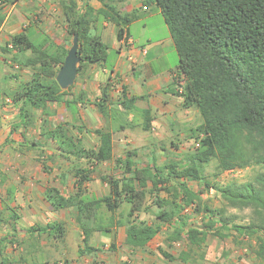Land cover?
<instances>
[{"label":"trees","instance_id":"trees-1","mask_svg":"<svg viewBox=\"0 0 264 264\" xmlns=\"http://www.w3.org/2000/svg\"><path fill=\"white\" fill-rule=\"evenodd\" d=\"M0 3H10V0H0ZM149 4L160 11L174 44L178 58L177 94L183 99L184 108L194 106L199 113L201 123L190 130L196 147L186 156L185 164L174 162L145 168L136 166L137 152L127 150L122 158L115 160L121 177L101 176V181L108 186L107 195L85 200L83 185L90 181L92 170L97 164L113 158L112 135L95 130L99 147L96 151H88L79 140L65 137L58 126L50 137L57 141L61 152L86 159L89 167L74 170L72 194L63 196L58 189L47 187L44 199L55 210L76 209L75 221L82 232L83 243L78 249L79 256L99 251L89 245L94 232L109 235L113 234L112 228L124 227L125 244L133 249H144L159 234L162 225L172 223L174 227L168 241H178L184 233L189 247L198 249L206 242L207 231L193 227L183 231L187 219L182 211L193 205L195 212L208 216L206 228L212 230L214 236L224 239L227 233L222 232L229 230L255 236L254 254L258 264H264V172L259 173L254 182L225 186L212 185L203 174V167L212 160L216 161L218 173L264 167V0H145L142 3L143 6ZM93 13L87 8L79 17L73 1L68 2L65 10L69 34L71 37L78 35L81 49L82 60L77 76L83 65H97L107 59L108 46L100 36L90 35ZM94 14L115 26L119 40L126 35L127 26L141 15L138 11L121 15L111 3H103V8ZM2 21L0 16V26ZM7 45L10 48L4 51L15 52L13 58L16 62L37 70L20 90L21 113L28 118L31 110H44L47 103L62 102L71 87L61 90L55 77L66 51L53 57L37 49L24 32L13 36ZM27 52L31 57H25ZM1 96L0 92V99ZM101 96L102 100L96 106L105 116L106 89H102ZM121 96L123 109L138 111L134 106L135 98H129L125 88H122ZM141 113L145 117L142 129L149 131L150 111ZM188 179L202 183L205 189H215L227 206L251 209L256 222L229 227L230 223L222 212L217 211L216 218L209 207L200 205L197 195L186 185ZM172 180L177 184L171 185ZM162 192L167 194L166 198L160 197ZM148 196L155 199L158 208L154 214L158 221L156 225L136 221L138 214L145 210ZM123 204L129 206L128 211L124 217L115 220L112 216ZM102 208L111 214L109 222L100 217ZM14 217L18 219V216ZM39 230L59 240L66 235L65 228L59 223ZM114 248L112 242L111 249ZM159 252L165 259L175 260L168 253ZM188 257V253L181 252L178 260L186 261Z\"/></svg>","mask_w":264,"mask_h":264},{"label":"rangeland","instance_id":"rangeland-1","mask_svg":"<svg viewBox=\"0 0 264 264\" xmlns=\"http://www.w3.org/2000/svg\"><path fill=\"white\" fill-rule=\"evenodd\" d=\"M40 3V4H39ZM18 7H58L55 0H46V3H42V0H36L35 3L31 0H21ZM1 7H8V3ZM27 13H32L31 10H26ZM51 19L57 20V14L49 12ZM140 29V28H139ZM93 33V32H91ZM110 37V36H109ZM151 39L154 36H149ZM156 38V37H155ZM114 39L111 37L107 42L111 47L114 43ZM57 47L56 44H54ZM116 54L113 50H108V56L105 61V68L110 70L114 64ZM14 61V60H13ZM168 63L175 66L177 59L175 56H168ZM17 64V63H16ZM10 65L15 68L14 63L10 62ZM20 65V64H19ZM91 65L82 67L80 75L76 77L74 84L64 98H72L73 102L77 101V94L80 91V87L84 86L88 81L98 79V69L102 67L96 65L97 70H90ZM20 70V68H15ZM30 70V69H29ZM34 71V69L32 68ZM31 70V71H32ZM30 71V72H31ZM97 83V82H96ZM93 86V84L90 83ZM87 86V85H86ZM88 87V86H87ZM89 96L94 99L95 92L90 90ZM87 99V95L85 94ZM9 100L13 97L9 95ZM63 98V100H64ZM70 101V100H69ZM89 101V99H88ZM72 102V103H73ZM54 104V103H50ZM61 105L60 111L49 112L45 114L44 110H31L30 121L28 122V128L30 132L26 135L18 128H14L20 125L22 121H19L22 113L16 110L13 113L16 124L7 125L12 127L11 132L15 134L23 133L24 141L23 145L19 143L15 144L14 152L1 157L0 165L5 169L10 170L11 167L16 164L14 162V155L22 153V155H32V164L35 167L47 166L48 161L45 159V145L42 143L43 133L45 131L53 130L54 127L61 126L69 136L74 137L76 133L77 124L69 118L72 112L68 110V105ZM68 108L63 111L62 109ZM73 108V104L70 105ZM72 110V109H71ZM121 122L125 121V116L120 117ZM137 119L132 121L131 128L128 133L131 136V143L127 144L124 151L136 149L137 158L136 166L139 168L152 167L153 165L162 166L174 162H181L185 164L186 156L194 149V140L191 138L190 130L197 127L201 120L200 118L193 119L187 123L173 124L171 129L165 131L162 136H158L156 129V135H152L154 132L143 131L142 126L137 124ZM20 131V132H19ZM26 141V142H25ZM35 144V146H32ZM4 148V147H3ZM123 151V152H124ZM1 152V151H0ZM120 147H115V153L113 158L105 163L97 165L90 175V181L83 185V198L85 200H91L92 198H99L107 195L108 186L101 181L100 176L105 175L108 177H121V170L117 167L115 160L118 157H123L124 153H121ZM14 154V155H13ZM64 155V156H63ZM61 191L64 195H69L74 192L72 174L77 168H88V161L86 159H78L75 156L61 153ZM54 164L53 161L50 162ZM15 166V165H14ZM90 169V168H89ZM264 172V167L252 166L242 170L229 171L224 173H218L216 169V161L212 160L209 164L203 167V174L207 181L212 185L225 186L229 183L244 184L248 182H254L259 173ZM11 172H7L9 174ZM2 175H0L1 177ZM6 179V178H5ZM171 185L176 182L172 180ZM179 183V182H178ZM177 184V183H176ZM180 184V183H179ZM186 185L197 195V201L201 206L209 207L213 214L218 218L217 211L222 212V216L225 217L229 224L246 226L250 223L256 222V216L249 208L236 209L227 206L221 199L220 195L215 189H205L202 183L192 181L188 179ZM35 186V185H34ZM33 186V187H34ZM34 193L38 191L37 188H29ZM17 189V194H14L13 202L9 201L5 188L0 184V218L2 223L0 224V264H258V260L255 257L254 250L256 249V238L250 235H240L234 230H229L227 236L224 239H220L213 235L212 230H207L206 224L208 222V216L204 213H198L194 211V206L186 208L182 211V215L186 217L187 228L205 229L208 233L206 242L200 248H190L188 240L183 233L182 238L175 242H169L168 238L172 234L174 224L162 225L159 234L146 246L144 249H133L125 244L124 227L112 228L113 234L102 235L99 232H94L89 239V245L96 247L99 251L91 254L78 255V249L83 247L82 232L79 229L75 217L76 209L55 210L48 203L33 204L30 199H27L25 191ZM160 197H167V194L162 192ZM129 206L123 204L122 207L112 216L115 220L124 217L128 211ZM158 208L155 204V199L148 196L146 201L145 210L138 214L136 221H145L148 224L156 225L154 214ZM14 213V214H13ZM42 213L43 216H40ZM100 217L103 221L109 222L111 214L106 211L105 208L100 210ZM14 215L18 219H14ZM13 216V219H11ZM61 224L65 230L66 235L63 239H55L47 236L46 233H40L39 229H43L46 225ZM54 236V233L51 234ZM114 243L115 248L111 249V243ZM159 251H163L174 257L175 260L169 261L165 259ZM181 252H186L189 257L186 261L178 260Z\"/></svg>","mask_w":264,"mask_h":264},{"label":"crops","instance_id":"crops-1","mask_svg":"<svg viewBox=\"0 0 264 264\" xmlns=\"http://www.w3.org/2000/svg\"><path fill=\"white\" fill-rule=\"evenodd\" d=\"M55 1L58 7H42V5H39L40 7H18L21 0H10L8 7L0 6V16L3 17L0 26L1 157L14 152L15 144L19 143V145H23L22 142L25 137L22 134L26 135L30 132L28 122L31 118L30 116L26 118L24 114L19 118V121H22L20 122L21 124L14 127L23 133H19V135L15 134L13 131L11 132V125L8 127L7 125L17 123L12 112L15 109L20 112L22 111L23 102L20 99V90L37 72L36 69L33 71L31 67H25L20 62H16L13 58L15 52H5L4 49L8 50L10 48L7 44L13 36L24 32L37 49L45 51L53 57L65 51L67 53L73 39L69 34V22L65 16V10L69 1L75 3L79 17L85 14L87 8H91L94 13L102 9L103 3H111L121 15H129L133 11H138L141 15L127 26L125 29L126 35H124L122 40H119L116 36L115 26L93 13L90 35L100 36L101 41L106 45L109 38L112 37L115 40L114 43L111 47L107 46L108 50L111 49L115 52L116 58L110 70L105 68V62L97 64L102 67V69H98V79L96 81L91 79L84 86L80 87V91L76 95L77 101L73 102L71 101L73 99L69 97L64 98L62 102L47 103L43 111L45 114L51 111H60L61 105L57 106V104L66 106L65 102L70 103L67 106L69 109L65 107L62 110L68 109L72 112V115L67 119L71 118L77 124V131L74 137L69 136L63 131L65 137H71L74 141L79 140L82 147L88 151H96L99 147V137L94 131L100 129L111 133L113 153H115V147H120L121 153L125 154V147L131 143V136L128 133L131 128L130 125H132L134 119H137V124L142 126L145 117L141 112L144 110L150 111L151 115L150 130L146 132H154L152 133L154 136L157 129V137H161L165 131L170 130L173 124L187 123L193 119L200 118L194 106L183 107V99L177 94L178 90L175 87L177 64L172 66L167 61L168 56L173 54L178 62L177 54L163 17L153 4L143 6L142 3L145 0ZM31 2L35 3L36 0H31ZM42 3L44 5L46 0H42ZM25 9L31 10L32 13H26ZM49 12L57 14V20L51 19ZM151 34L154 36L153 39L149 37ZM26 56L31 57L30 52H27ZM10 62L14 63L15 68L19 67L20 70L13 68ZM90 70H97L96 65H91ZM122 88H125L129 98H135L134 106L138 110L137 112L121 107ZM102 89H106L108 94L105 103L107 107V114L105 116L99 112L96 106V103L102 100ZM90 90L96 94L94 99L89 96ZM85 94L87 95V99ZM9 95L13 98L12 100L10 99V103H5ZM71 104H73V108L70 107ZM124 116L125 123L120 121V117ZM57 127L43 133L44 141L42 143L45 145L44 148H47V151H45V159L48 161L47 166H33V156L30 154L22 155V153L16 154V156L13 154L16 164L10 170L0 165V175H2L0 177V184L4 186L9 201L13 202V196L17 194L18 188L21 190L27 188L25 193L27 199L32 201L30 202L31 204L34 201L40 204L48 203L44 199V190L47 187L56 188L63 196H66L61 191L60 158L62 152L57 145V141L50 137L51 132L57 129ZM193 144L196 147V144ZM32 146H35V144H32ZM133 150L136 151V149ZM67 156L65 154L66 158ZM53 157L55 163L51 164L50 162L53 161ZM8 171L11 173L7 174ZM72 178L74 186L75 179L73 174ZM29 188H37L38 191L34 193ZM40 216H43L42 213Z\"/></svg>","mask_w":264,"mask_h":264},{"label":"water","instance_id":"water-1","mask_svg":"<svg viewBox=\"0 0 264 264\" xmlns=\"http://www.w3.org/2000/svg\"><path fill=\"white\" fill-rule=\"evenodd\" d=\"M81 49L78 43V35L74 34L72 45L65 55L62 66L59 68L55 81L61 90L70 88L77 77L78 65L81 62Z\"/></svg>","mask_w":264,"mask_h":264},{"label":"built area","instance_id":"built-area-1","mask_svg":"<svg viewBox=\"0 0 264 264\" xmlns=\"http://www.w3.org/2000/svg\"><path fill=\"white\" fill-rule=\"evenodd\" d=\"M5 103H10V100H9V99H6V100H5Z\"/></svg>","mask_w":264,"mask_h":264}]
</instances>
